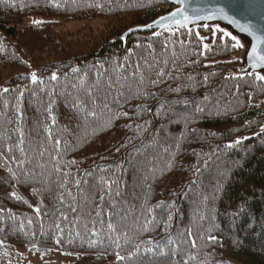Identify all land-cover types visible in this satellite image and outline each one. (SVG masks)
Wrapping results in <instances>:
<instances>
[{
	"label": "trees",
	"instance_id": "trees-1",
	"mask_svg": "<svg viewBox=\"0 0 264 264\" xmlns=\"http://www.w3.org/2000/svg\"><path fill=\"white\" fill-rule=\"evenodd\" d=\"M171 9L0 0V262L264 264V82L238 77L241 47L216 28L112 44Z\"/></svg>",
	"mask_w": 264,
	"mask_h": 264
},
{
	"label": "water",
	"instance_id": "water-1",
	"mask_svg": "<svg viewBox=\"0 0 264 264\" xmlns=\"http://www.w3.org/2000/svg\"><path fill=\"white\" fill-rule=\"evenodd\" d=\"M165 1L172 6V9L169 12L157 17L145 25L129 28L114 38L112 44H125L129 37L137 34L152 33L155 38H158L164 33L170 34L182 30L189 31L201 28H216L224 33H229L227 36L230 39L235 36L236 40L234 41H239L241 45L242 52L239 58V64L236 68L238 77L244 79L254 75L257 76L258 74L264 75V67H252L255 58L252 61L248 59V52L251 51L253 43L257 44L258 50L264 48V44L260 43L259 40H254L248 33L241 32L236 25L229 23L227 19H224L219 14H217L215 19H194L187 24V27H182L168 21L163 22L165 27H160L159 25H154L151 28L146 27L147 25L153 24L154 21L159 20L160 17L167 16L176 8L181 7V4L176 3L175 0ZM184 7L187 10V14L190 16H208L216 9L222 8L227 16L238 20L241 24L250 23L256 31L257 36H264V0H184ZM262 81L264 82V80Z\"/></svg>",
	"mask_w": 264,
	"mask_h": 264
},
{
	"label": "rangeland",
	"instance_id": "rangeland-1",
	"mask_svg": "<svg viewBox=\"0 0 264 264\" xmlns=\"http://www.w3.org/2000/svg\"><path fill=\"white\" fill-rule=\"evenodd\" d=\"M39 17L26 18L24 23L31 24L40 22ZM109 22L104 19H96L93 21H64L61 29L69 34L70 39L84 41L93 33L107 29ZM242 52V50H241ZM1 89V88H0ZM74 258L71 256L50 255L40 257L29 253L26 249H15L8 253V259L5 263L0 264H73Z\"/></svg>",
	"mask_w": 264,
	"mask_h": 264
},
{
	"label": "snow or ice",
	"instance_id": "snow-or-ice-1",
	"mask_svg": "<svg viewBox=\"0 0 264 264\" xmlns=\"http://www.w3.org/2000/svg\"><path fill=\"white\" fill-rule=\"evenodd\" d=\"M176 3L181 4V7L176 8L174 11L169 13L167 16H162L159 18V20L154 21L153 24L147 25L146 27H153L154 25H159L160 27H165V24L163 23L164 21H168L170 23H175L176 25L182 26V27H187V24L192 22L194 19H215L217 14L222 16L224 19H227L229 23H232L236 25L241 32H246L249 35L253 37L254 40H259L260 43L264 44V36H257L256 31L253 29V26L250 23H244L241 24L238 20H235L229 16H227L226 13H224V9H216L212 14L208 16H200V15H195V16H190L187 14V10L184 7V0H175ZM196 11H203V10H196ZM34 23H39V22H34ZM131 31V30H130ZM198 35V34H197ZM229 35V33H225V36ZM233 40H236V37H232ZM239 41H236V44L234 47H240ZM205 48H207V45H204ZM255 58V59H254ZM248 59L252 61L254 59V62L252 64V67H264V48L259 49L257 47L256 43H253L251 51L248 52ZM73 71H76V69H73ZM52 79H56V75L53 74ZM257 79L259 80H264V75H257ZM32 80L33 82H36L37 77L36 74H32ZM155 83V82H154ZM4 91H8V89H5ZM264 131V129H262ZM244 139H247L245 137ZM236 143H240V140H237ZM228 147H231L229 145ZM210 240L215 241L216 237L210 236ZM59 242V241H58ZM120 257H118L119 259Z\"/></svg>",
	"mask_w": 264,
	"mask_h": 264
}]
</instances>
